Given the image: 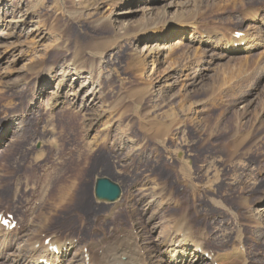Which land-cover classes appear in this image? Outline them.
Masks as SVG:
<instances>
[{"label": "rangeland", "instance_id": "rangeland-1", "mask_svg": "<svg viewBox=\"0 0 264 264\" xmlns=\"http://www.w3.org/2000/svg\"><path fill=\"white\" fill-rule=\"evenodd\" d=\"M0 1L8 20H26L14 35L0 37V213L15 215L20 227L10 236L1 231L0 248L4 242L9 250L0 264H15L17 250L40 233V240L75 241L72 255L93 244L102 253L128 235L144 253L180 226L203 233L212 256L239 246L246 264H264V50L248 60L220 59L221 46L208 48L199 36L197 43L173 45L180 38L175 29L173 52L161 58V76L149 93L148 74L137 79L128 66L148 49L165 47L140 39L142 29L191 26L197 13L203 34L249 35L253 28L255 37L264 36V0ZM193 7L199 11L190 12ZM162 9L170 14L160 23ZM90 52L105 58L95 83L82 91L85 80L66 76L67 104L56 107L63 68L74 57L89 65ZM187 61L191 67L173 72ZM192 69L203 75L194 86ZM91 89L100 100L84 104ZM142 123L161 130L147 131ZM102 177L121 186L122 200L96 201ZM75 179L91 205L57 207V189Z\"/></svg>", "mask_w": 264, "mask_h": 264}, {"label": "bare ground", "instance_id": "bare-ground-1", "mask_svg": "<svg viewBox=\"0 0 264 264\" xmlns=\"http://www.w3.org/2000/svg\"><path fill=\"white\" fill-rule=\"evenodd\" d=\"M155 1V0H154ZM218 1V0H217ZM221 1V0H219ZM224 1V0H223ZM230 0H227L228 2ZM233 1V0H232ZM239 0H235V3H238ZM241 2V1H240ZM40 3V2H39ZM229 3V2H228ZM2 1H0V29L6 28L0 30V37H9L16 33L18 30L19 25H24L26 20L25 19H19L20 21H16L13 17L11 20H8V17L10 16L9 13H3L2 14ZM239 4V3H238ZM241 4V3H240ZM243 4V3H242ZM227 3L223 4L226 6ZM229 5V4H228ZM232 5V4H231ZM230 5V6H231ZM234 5V4H233ZM171 6V5H170ZM235 6V5H234ZM239 6V5H238ZM181 8L179 4L174 3V8ZM233 7V6H231ZM229 8V7H228ZM193 10V11H192ZM190 12L199 11V8L193 7ZM170 12V11H169ZM167 9H162L159 20L162 22H165L167 17L169 16V13ZM197 13L196 15H198ZM195 15L193 22L191 26L189 24L185 23H179L171 27V25L165 26L163 29L158 31H151L148 29H142L139 33L140 39L142 38H148L149 40H156L157 42L164 41V48L160 51H154V50H147L146 53L140 54L135 56L129 63L128 66L130 67V70L134 72V76L137 79H142L145 77V75L148 74V80L146 83L147 90L146 93H149L150 88L152 87L153 78L156 76L159 77L161 75L159 72V66L161 65V58L164 57V59H169L171 56V53H169V45L171 42V33L177 30V34H179L180 38L177 39L176 43L173 45L181 44L183 41H190L191 43H194L197 41V37L199 36L201 38V41L208 47H216L221 46V51L223 52L224 56L220 57L222 58H231V55H241L245 57L246 60H248L250 57L249 55L253 53L256 50L262 49L264 50V36H254L255 30L253 28L249 29L251 32L249 35H244L241 38H238L237 35H233L230 37H227L226 34L217 33V32H206L201 33L199 29L198 23H196L197 16ZM23 17V16H22ZM21 17V18H22ZM202 17V16H201ZM257 16L252 17V19H256ZM104 21L107 22V24L111 25L112 21L110 19V16L107 15L104 18ZM258 22V21H257ZM158 23V24H160ZM3 24V26H1ZM253 27H256L253 26ZM126 28L125 30H127ZM217 36H222L221 38H217ZM252 36V37H251ZM224 38V41L221 39ZM197 43V42H196ZM1 46V44H0ZM5 52L9 51L11 49V46H7V44L3 45ZM89 55L91 56L89 59V65H85L84 59L85 57H74L72 60L68 61V65L63 68L61 75L64 77L56 84V90L53 95H55V106H65L67 104V101H65V93L64 90L66 88V76H69L71 74L74 75V81L79 80H85L84 84L81 86L82 91L86 89L87 85L94 84V76H95V70L99 67L101 63L104 62V55L97 54L94 52H90ZM261 59L264 58V52L260 53ZM86 61V60H85ZM198 60H195L193 63H197ZM187 64L191 67L192 62H180L177 64H174L173 72L175 74L181 73L184 71L187 67ZM33 65V64H32ZM149 65H151V70L149 71ZM89 66V67H88ZM26 70L28 69H35V64L33 66H26ZM191 73V86L198 85L200 81L203 79V75H201V72L195 69H192ZM166 73V70L163 74ZM50 77L48 80H53V77H51V74H49ZM159 75V76H158ZM51 81L48 82V85L51 84ZM53 82V81H52ZM93 86V85H92ZM98 86V85H96ZM52 94V93H51ZM101 93L100 91H97L95 89H91L87 93V95L84 97V104L87 103V101L94 102L96 99L100 100ZM35 101L32 103L34 104ZM144 124V123H142ZM141 124V125H142ZM143 127H146L147 131L149 130H155L160 131V127H147L144 124ZM145 130V128H144ZM146 132V131H145ZM1 138V135H0ZM182 172L185 176H187L188 179L191 178L189 175L188 169L184 165H182ZM106 178V177H104ZM102 178H98L97 181ZM109 179V178H107ZM111 180V179H110ZM114 182V181H113ZM116 183V182H115ZM77 179H75L71 184H63L60 185V188L57 189V195H56V206L61 208L65 207L66 205L75 206L76 208L80 207H86L87 205H91L89 203V198L86 194V186L82 187L81 189L77 185ZM95 184V187H96ZM55 186V185H54ZM54 188V187H53ZM57 188V187H56ZM52 189V193L49 196V200L53 197V192L55 189ZM89 191H87L88 193ZM95 196V194H94ZM79 201V202H78ZM115 204V203H114ZM119 204H123L122 202ZM118 204V205H119ZM118 205H115V209ZM127 205V204H126ZM114 208V207H113ZM112 208V209H113ZM113 212V211H112ZM113 213H116L115 211ZM261 223V222H260ZM184 226H180L176 229V231L172 232L168 239L163 240L161 243H158L154 248H150L149 251L145 250L144 253H142L139 249H137V241L135 239H131V237L126 236L120 241H116L112 243V245L105 247L104 251L101 253L98 249V245H91L89 247V258L90 261L87 262V259L82 256L80 257L79 254H74L73 250H75L76 245L75 242L71 239L67 240H53L50 245L56 246L58 249V254L55 252H50L49 248L50 246H46L45 240H40V236H33V238L28 242H32L30 244H26L23 248H19L17 250V257L13 258V262L15 264H40L42 259H47V261L51 264H154L159 262H165L166 264H196L198 262H205L209 261L210 264H246V258L243 253V250L240 249L239 246H235L230 252L226 253L225 255H215L212 256V252L209 251V247L203 237L205 236L203 233H191L187 232L189 230L186 228H183ZM3 229L0 228V234ZM5 236L7 232L5 231ZM42 238V237H41ZM55 238V237H53ZM36 240V241H35ZM5 241V240H4ZM39 248L37 249V245H39ZM4 242H2V247L0 248V256L4 253V251H8L9 248L6 246H9L8 243L6 246ZM4 246V247H3ZM6 248V249H5ZM2 253V254H1ZM206 254H209V258L206 257ZM71 255L73 257H71ZM15 256V255H14ZM150 260V261H149ZM164 264V263H162Z\"/></svg>", "mask_w": 264, "mask_h": 264}, {"label": "water", "instance_id": "water-1", "mask_svg": "<svg viewBox=\"0 0 264 264\" xmlns=\"http://www.w3.org/2000/svg\"><path fill=\"white\" fill-rule=\"evenodd\" d=\"M94 194L97 202L113 204L121 199L122 188L112 180L103 178L97 181Z\"/></svg>", "mask_w": 264, "mask_h": 264}]
</instances>
